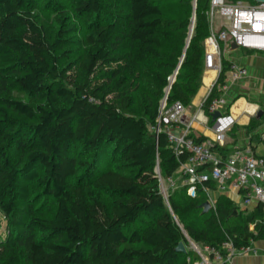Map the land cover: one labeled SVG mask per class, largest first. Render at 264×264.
<instances>
[{
	"label": "trees",
	"instance_id": "trees-1",
	"mask_svg": "<svg viewBox=\"0 0 264 264\" xmlns=\"http://www.w3.org/2000/svg\"><path fill=\"white\" fill-rule=\"evenodd\" d=\"M37 1L0 0V264H194L195 253L176 250L187 237L218 249L264 239L262 204L234 215L239 207L219 195L201 214V188L166 200L161 190L160 177L178 178L187 155L151 127L164 100L188 107L203 85L211 0H74L76 14L97 19L79 75L62 38L75 24L60 12L52 39ZM100 66L110 68L93 87Z\"/></svg>",
	"mask_w": 264,
	"mask_h": 264
},
{
	"label": "built area",
	"instance_id": "built-area-1",
	"mask_svg": "<svg viewBox=\"0 0 264 264\" xmlns=\"http://www.w3.org/2000/svg\"><path fill=\"white\" fill-rule=\"evenodd\" d=\"M216 13H220L226 20V23L217 30L213 22ZM209 22L210 34L205 41L204 71L213 70L219 78L224 70L223 50H230L232 43L240 49L264 51V3L211 0ZM225 74L223 85L218 84L220 94L212 100L208 109L210 115L216 111L220 112V116L213 122V140L203 143L195 141L191 136L192 121L195 118L192 117L189 121L185 118L188 107L181 102L167 107L164 100L156 123L151 129L156 135L166 134L170 147L177 156L187 155V160L180 167L179 176L182 178L181 185L188 186L187 192L191 197H195L201 188L212 205L211 209H215L216 200L211 194L216 190L205 185L211 182L217 186L218 192H226L230 188L237 190L242 199L239 203L240 208L251 204H262L264 207V157H256L243 150H236L223 158L211 149L213 144L220 146L225 144L226 134L236 122L230 111L234 98L230 96L228 79L240 80L247 75V70L236 62H231ZM218 78L215 85L218 83ZM212 89L206 100L212 94ZM178 128H181L179 132ZM156 173L160 177L158 166ZM173 180L169 178L167 181L173 184ZM160 183H162L161 177ZM188 242L199 257L194 264H232V259L237 255L256 253L251 245L238 249L231 241H225L221 249L196 244L190 238Z\"/></svg>",
	"mask_w": 264,
	"mask_h": 264
},
{
	"label": "crops",
	"instance_id": "crops-1",
	"mask_svg": "<svg viewBox=\"0 0 264 264\" xmlns=\"http://www.w3.org/2000/svg\"><path fill=\"white\" fill-rule=\"evenodd\" d=\"M217 18H219L218 23H216ZM213 22L214 28L217 30L223 23H226V20L220 13H216ZM225 61L228 65L231 62H236L244 67L247 70V75L237 81L228 79L230 96L232 99L234 98L230 111L236 122L226 134L223 145L227 148L228 153L226 155L216 154L225 158L236 150H243L256 157H264V51L233 49L231 47L230 50H223V66H225ZM217 78L218 74L215 71H204L203 85L188 106L185 116L188 121L192 117L195 118L192 121L191 135L197 138L206 137L210 141L214 138L213 121L210 113L205 112L203 105ZM180 129H177L178 132ZM218 193L229 198L236 206H239L242 200L240 193L235 189L230 188L226 192L219 191ZM257 205L251 204L244 209L251 212ZM251 247L256 253L237 255L231 263L264 264V239L253 242Z\"/></svg>",
	"mask_w": 264,
	"mask_h": 264
},
{
	"label": "rangeland",
	"instance_id": "rangeland-1",
	"mask_svg": "<svg viewBox=\"0 0 264 264\" xmlns=\"http://www.w3.org/2000/svg\"><path fill=\"white\" fill-rule=\"evenodd\" d=\"M111 2H115V0H109ZM75 7H76V1L74 0H38L36 4V15L40 19V21L44 24V26L47 28V32L49 36L52 39L57 38L59 35L60 29L63 27H59L57 16L60 12H65L69 14L71 18V24H75V31H71L68 34L63 35L62 38H65L68 40L69 44L65 48L68 52V56L70 59L67 60L65 64H69L70 62L74 61L72 71L71 73L74 75L81 74V70L79 67V60L83 56V54L88 49V45L84 41V37L86 36L87 32L91 30L93 26L96 24L95 18H93L90 14H76L75 13ZM219 18H217L216 23H218ZM67 27V26H66ZM110 67L107 66H100L95 74L91 77L92 80V86L97 87L105 83V77L103 75V71L109 69ZM112 99V97H111ZM181 177L178 176V178H175L173 180V184L169 183L168 181H165L162 179L161 183V190L165 197V200L167 199L170 191L172 192L176 188L181 187ZM212 198L217 200L219 193L216 190L215 193H212ZM207 197V196H206ZM239 207V206H238ZM245 210L244 208L237 209L236 211L242 212ZM8 231H7V222L5 220L4 215L0 211V241L4 240L7 237ZM188 241V237H187ZM188 247H186L187 251H190L192 253H195L193 249L191 248L189 242ZM196 254V253H195Z\"/></svg>",
	"mask_w": 264,
	"mask_h": 264
},
{
	"label": "water",
	"instance_id": "water-1",
	"mask_svg": "<svg viewBox=\"0 0 264 264\" xmlns=\"http://www.w3.org/2000/svg\"><path fill=\"white\" fill-rule=\"evenodd\" d=\"M257 3H264V0H255ZM192 31H193V26L190 30V36L192 34ZM231 47L233 49H237L238 47L236 46L235 43H232L231 44ZM174 79V78H173ZM220 116V112L219 111H216L214 113L211 114V118H212V121L214 122L216 120V118H218ZM199 208L202 210L201 211V214H207L210 212L211 208H212V205L211 203L207 200L205 202H203ZM238 214V211L235 210L234 212V215H237ZM176 250L178 252H182V253H187V249H186V246L184 244V242H180V244L178 245V247L176 248Z\"/></svg>",
	"mask_w": 264,
	"mask_h": 264
},
{
	"label": "bare ground",
	"instance_id": "bare-ground-1",
	"mask_svg": "<svg viewBox=\"0 0 264 264\" xmlns=\"http://www.w3.org/2000/svg\"><path fill=\"white\" fill-rule=\"evenodd\" d=\"M201 92H202V91H201ZM201 92H200V93H201ZM208 134H209V133H208ZM211 134H212V133H211ZM213 137H214V136H213Z\"/></svg>",
	"mask_w": 264,
	"mask_h": 264
}]
</instances>
